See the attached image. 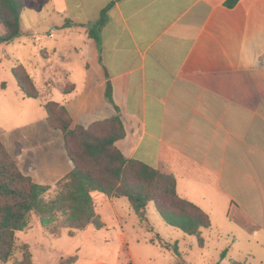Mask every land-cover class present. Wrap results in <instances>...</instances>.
Returning a JSON list of instances; mask_svg holds the SVG:
<instances>
[{
    "label": "crops",
    "instance_id": "0c3cea01",
    "mask_svg": "<svg viewBox=\"0 0 264 264\" xmlns=\"http://www.w3.org/2000/svg\"><path fill=\"white\" fill-rule=\"evenodd\" d=\"M226 1L45 0V90L64 95L57 103L74 126L120 118L125 134L117 147L129 159L172 173L182 198L196 205L225 201L228 217L252 237L249 264H264V0H239L232 8ZM111 3L98 44L90 30ZM12 42L0 43V89L11 82L2 68ZM67 85L74 88L65 94ZM36 125L14 129L11 142L0 137L32 178L41 166L40 147L22 145L19 135ZM52 132L61 141L62 161L48 166L45 158L37 183L56 194L73 165L62 133ZM50 149L46 143L45 157ZM91 196L103 227L70 229L69 235L93 242L94 232L106 233L118 243V255L76 256L73 264H117L125 248L136 264L121 213L125 198ZM58 235L45 229V236Z\"/></svg>",
    "mask_w": 264,
    "mask_h": 264
},
{
    "label": "trees",
    "instance_id": "16d2710c",
    "mask_svg": "<svg viewBox=\"0 0 264 264\" xmlns=\"http://www.w3.org/2000/svg\"><path fill=\"white\" fill-rule=\"evenodd\" d=\"M238 2L227 0L225 5L232 8ZM113 4L102 11L100 20L90 30V38L98 44L100 31L107 22V12ZM24 10V0H0V25L4 30L0 43L12 42L23 35L21 17ZM12 74L26 98H40L32 76L19 61L12 67ZM73 88L67 85L62 91L67 94ZM43 107L46 123L63 135L73 168L58 183L55 196L48 199L51 187L23 173L0 138V264H9L17 247L16 234L28 227L30 214L36 215L42 227L52 234H58L61 228L100 230L103 223L95 214L91 196L95 191L110 198L127 199L143 223H148L146 209L153 203L168 226L197 237L203 245V230L212 226L210 216L179 195L177 179L172 173L129 159L117 147L125 134L120 118L98 121L89 127L74 126L73 117L65 106L48 101ZM57 216H61L62 222L57 223ZM75 261L76 256H70L59 264ZM15 264H33L32 256L24 253Z\"/></svg>",
    "mask_w": 264,
    "mask_h": 264
},
{
    "label": "rangeland",
    "instance_id": "374dc122",
    "mask_svg": "<svg viewBox=\"0 0 264 264\" xmlns=\"http://www.w3.org/2000/svg\"><path fill=\"white\" fill-rule=\"evenodd\" d=\"M49 14L45 12V0H26V10L22 14V26L27 35L20 36L6 51V61L3 62L2 76L11 80L8 88L0 89L3 108L0 109V137L11 142L14 140V129L28 124L36 125L33 129H26L21 133V144H37L40 147V167L33 169L35 182H41L45 173V158L51 165L61 164V141L52 138V129L46 124V111L43 104L48 101L62 102L64 95L55 88L47 94L45 90V20ZM56 19H58L56 17ZM16 61H20L34 78L36 87L40 91L37 100L24 99L21 90L15 82L11 69ZM42 120H45L44 126ZM52 141V144H51ZM50 142V153L45 157V144ZM43 184V183H42ZM55 196V192L48 193L47 198ZM121 211L129 244L133 250L136 264H234L253 263L246 253V249L253 246L249 243L252 237L242 232L235 225L234 215L228 217L227 203L219 198V203L200 204L211 219L210 229L203 230V245L195 236H187L179 229L168 226L155 205L149 203L146 209L148 223H143L131 209L128 201ZM57 223L62 222L61 216L56 217ZM69 228H61L58 236H45L38 217L30 214L28 227L16 234L17 247L9 264H15L24 253L32 256L33 264H59L66 256H79L86 260H115L118 253L117 242L110 240L106 233L96 234L90 238L69 235ZM25 244V245H24ZM115 246V247H114ZM227 251L226 256L224 255ZM247 262V263H246ZM117 264H133L130 262L129 252L125 248Z\"/></svg>",
    "mask_w": 264,
    "mask_h": 264
}]
</instances>
